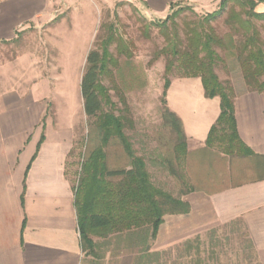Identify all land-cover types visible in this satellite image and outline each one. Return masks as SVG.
Instances as JSON below:
<instances>
[{"label": "crops", "instance_id": "1", "mask_svg": "<svg viewBox=\"0 0 264 264\" xmlns=\"http://www.w3.org/2000/svg\"><path fill=\"white\" fill-rule=\"evenodd\" d=\"M111 1L131 2L144 15L161 19L171 4L210 12L220 0ZM101 5V0H0V264H84L85 258L91 259L88 264H108L109 251L95 257L81 246L65 162L73 132L67 123L52 126V116L38 104L41 91L34 90L37 78L58 82L53 72L85 64ZM258 8L264 11V4ZM75 30L86 36L85 44L62 46ZM228 80L235 92L237 133L247 148L234 155L206 145L220 112L219 97L205 96L198 77L170 81L166 106L181 120L186 137L188 191L180 198L190 211L164 217L151 251L207 244L209 233L239 223L251 249L250 264H264V93L248 89L241 72ZM55 100L67 102L60 91ZM58 110L56 119L62 117ZM209 254L211 260L218 255L212 249ZM197 258L191 249L189 262L196 264Z\"/></svg>", "mask_w": 264, "mask_h": 264}, {"label": "trees", "instance_id": "2", "mask_svg": "<svg viewBox=\"0 0 264 264\" xmlns=\"http://www.w3.org/2000/svg\"><path fill=\"white\" fill-rule=\"evenodd\" d=\"M228 1L230 0L219 1L217 13ZM232 1L237 2L240 10L231 8L229 11L225 19V24L230 26L229 32L220 36L213 29L207 31L205 28L194 27L186 31L184 41L177 35L173 36L156 54L157 57L161 54L165 58L161 94L164 106L162 118L176 135L174 151H180L183 157L186 152V137L182 123L167 108L165 99L172 74L198 77L205 96L219 97L220 112L209 128L206 145L227 155L247 150L236 129L234 89L230 82L220 80L216 65L224 60L220 52L227 53L231 59L228 60L229 64L240 69L246 87L264 93V40L260 38L258 31L251 28L249 20L242 18V14L247 12L264 18V11H255L260 3L264 4V0ZM178 4L180 3L171 4L170 9ZM215 13L206 16L213 18ZM238 28L243 30L242 39L238 37ZM165 37L170 39L167 35ZM112 43H116L119 55L130 56L123 40L115 36L113 24H109L108 32L100 40L99 46H94L87 52L80 81L84 113L88 118L94 119L99 137V143L82 159L76 185L73 184L81 246L87 255L98 257L115 245L117 251L130 250L134 264H165L161 257L162 251H151L152 241L165 216L187 214L190 207L180 197L173 196L152 182L145 162L135 155L129 137L124 132V115L104 110L105 106H113L109 91L101 82V77L109 72V65L116 64V59L109 50ZM121 102L125 104L124 99ZM112 140L120 144L129 159L128 165L118 168L107 165L105 148ZM175 159L177 162H168L169 171L180 186V195H183L188 191L184 162L178 161L179 156H175ZM94 237L100 242L95 241ZM183 246L184 250L179 258L189 257L190 250L195 249L196 256H200L196 259V264H203L199 242L195 246L191 243H184Z\"/></svg>", "mask_w": 264, "mask_h": 264}, {"label": "rangeland", "instance_id": "3", "mask_svg": "<svg viewBox=\"0 0 264 264\" xmlns=\"http://www.w3.org/2000/svg\"><path fill=\"white\" fill-rule=\"evenodd\" d=\"M101 4L99 21L90 49L99 46L100 40L108 32V25L113 24L115 36L123 40L128 48L127 52L130 54L128 57L119 55L116 43L109 46L110 52L116 59V64L109 65V72L101 77V82L107 87L113 106H105L104 110L124 115V132L129 137L135 155L141 157L145 162L152 182L173 196L180 197V186L176 184L171 175L168 162H177L175 156H179L180 160L184 157L180 151H174V146L177 144L176 135L171 128L165 125L162 118L164 106L161 102V94L165 58L161 54L157 57L156 54L168 44L169 40H172L173 36L177 35L184 41L186 31L194 27L205 28L207 31L213 29L220 36L229 32L230 26L225 24V19L231 8L237 11L240 10V6L237 2L230 0L217 13L219 5L214 10L205 12L180 3L170 9L165 17L156 19L144 15L131 2L101 0ZM255 11L260 10L256 8ZM212 12H216L214 17L208 18L206 15ZM242 18H247L251 28L258 31V35L264 40V18L257 17L252 12L242 14ZM77 29L79 30V27ZM238 29V37L242 39L243 30ZM78 30H75L71 39L62 40V46L66 45V42L79 47L85 44L87 38ZM166 35L170 39H167ZM38 41L39 38L36 37L33 38V41L30 40V43L36 44ZM220 54L224 60L217 63L216 72L220 80L227 83L228 79L236 72L241 71L229 64L228 60L231 59L227 53L220 52ZM84 69L85 64L53 72L58 75V82L37 78V85L34 89L41 91L38 104L45 108L46 116H52V126L57 128L67 123L73 132L65 162H67L68 177L75 185L82 159L99 143L98 132L93 123L94 119L88 118L82 107L80 81ZM43 74L47 77L49 71H43ZM175 78L180 77L177 74H172L170 81ZM59 91L67 98L66 103L55 100ZM121 99H124L125 104L121 102ZM55 108H59V116H62L59 119L53 116ZM66 114L69 115V118L65 117ZM105 151L107 165L110 168L128 165L129 159L117 141L112 140ZM180 160L178 161H184ZM208 236H212L210 241L207 244L206 242L200 244L201 257L204 261L206 255L207 264H250L251 249L241 224L234 223L223 227L221 231H213ZM98 242L100 241L98 240ZM211 249L220 255V258L217 255V258L211 260L209 254ZM183 250V244L164 249L161 252L162 260L165 264H191L188 257L179 258ZM109 251L111 252L108 264H134V258L130 257V250L120 249L117 251L114 245L110 246ZM85 260L84 264H88L91 259L85 258Z\"/></svg>", "mask_w": 264, "mask_h": 264}]
</instances>
